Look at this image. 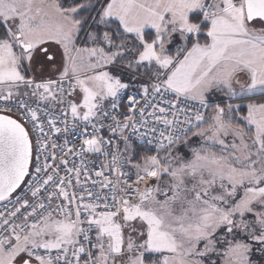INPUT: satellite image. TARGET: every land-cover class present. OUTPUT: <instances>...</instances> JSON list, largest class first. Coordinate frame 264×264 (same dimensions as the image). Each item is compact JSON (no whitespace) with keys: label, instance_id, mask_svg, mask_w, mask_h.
Masks as SVG:
<instances>
[{"label":"snow or ice","instance_id":"1","mask_svg":"<svg viewBox=\"0 0 264 264\" xmlns=\"http://www.w3.org/2000/svg\"><path fill=\"white\" fill-rule=\"evenodd\" d=\"M0 264H264V0H0Z\"/></svg>","mask_w":264,"mask_h":264},{"label":"built area","instance_id":"2","mask_svg":"<svg viewBox=\"0 0 264 264\" xmlns=\"http://www.w3.org/2000/svg\"><path fill=\"white\" fill-rule=\"evenodd\" d=\"M0 210H3V209H2V205H0Z\"/></svg>","mask_w":264,"mask_h":264}]
</instances>
